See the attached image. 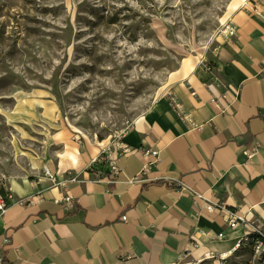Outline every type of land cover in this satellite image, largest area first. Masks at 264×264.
I'll return each mask as SVG.
<instances>
[{"label": "crops", "instance_id": "crops-1", "mask_svg": "<svg viewBox=\"0 0 264 264\" xmlns=\"http://www.w3.org/2000/svg\"><path fill=\"white\" fill-rule=\"evenodd\" d=\"M236 35L220 42L212 73L197 61H182L167 93L137 117L119 141L131 149L96 165L102 178L79 174L53 186L42 159L29 171L0 181L14 198L35 197L28 206L11 204L0 216V259L8 264H200L234 251L240 237L264 222V0L230 18ZM211 75L229 84L226 99L210 90ZM238 91V94L236 93ZM193 93V94H192ZM216 96L227 113L210 99ZM189 112L201 129H191L176 108ZM113 145V144H112ZM112 145L108 149H112ZM251 146V159L244 150ZM145 150L157 151L153 160ZM110 158L114 154L109 151ZM82 160V158H81ZM80 160V161H81ZM52 170V171H51ZM178 187V188H177ZM191 193L201 195L193 198ZM63 194L73 208L55 203ZM207 204H220L209 212ZM227 212L243 218L225 225ZM125 217V221L122 217ZM224 237L219 238L218 234Z\"/></svg>", "mask_w": 264, "mask_h": 264}, {"label": "rangeland", "instance_id": "rangeland-1", "mask_svg": "<svg viewBox=\"0 0 264 264\" xmlns=\"http://www.w3.org/2000/svg\"><path fill=\"white\" fill-rule=\"evenodd\" d=\"M254 1L0 0V181L35 158L55 165L61 130L82 155L62 180L91 173L182 61L211 64L224 23ZM83 136L102 143L96 157ZM262 242L200 264H264Z\"/></svg>", "mask_w": 264, "mask_h": 264}, {"label": "built area", "instance_id": "built-area-1", "mask_svg": "<svg viewBox=\"0 0 264 264\" xmlns=\"http://www.w3.org/2000/svg\"><path fill=\"white\" fill-rule=\"evenodd\" d=\"M222 33L224 36L223 38L225 39L227 38L230 39L236 35V29L232 25L230 20L224 23ZM200 63L208 73L210 74L212 73V67L210 63H208L205 60H202ZM207 87L210 90H221L222 91L221 97L223 99H226L227 92L230 86L229 84H227V82L223 78H219L214 75H211V82L207 85ZM236 93L238 94L237 90H236ZM210 102L215 104V106L219 109V113L221 114L227 113L228 105L226 106L221 105L219 103V99L216 96L211 98ZM172 103L174 104L179 117L185 123H187L191 129H201L202 125L196 124L189 112L183 110L181 105L177 106L175 101H172ZM109 151H111V153L114 154L113 158H110ZM129 152H131V149L128 148L127 146L122 145V143L119 141V138H118L113 143L111 150L110 149L103 150L101 154H99V156L93 160V163L95 165L92 166L90 170L91 174L93 175V178L95 180H100L102 178V174L100 173V171L95 168L97 164L103 165V164L109 163V167H110L109 175L111 178L110 179L108 178L107 180L108 181L113 180L116 174L120 171L119 167L117 166L116 159L122 155L128 154ZM144 153L150 154V156L153 157V160L150 161L146 167L156 162L157 157H158L157 151L152 150L149 152V150H145ZM254 153H255V148H252L251 146L247 147L243 152V154L248 159H251ZM42 171H43L44 177L47 180H49V182L53 186L59 185L60 181L56 179L58 175L57 172L53 174L46 168H43ZM39 195L40 194H37L35 197H30V198H25V199H16L13 197V195L8 190L4 189L3 192L0 191V216H2L5 213V211L11 204H16L19 206H28L30 204L35 203V200L39 197ZM191 196L193 198H201V195L196 194V193H191ZM55 203L65 206L69 209L73 208V198L68 194H63L60 198L55 200ZM206 209L209 212H221L224 210V207L220 204H207ZM122 220L125 221L124 216L122 217ZM240 223H244L243 218L237 216L235 213L227 212L226 217H225V225L229 228V230L236 229ZM250 235H255V238L252 239L253 241L251 244L249 243ZM218 237L223 238L224 234L219 233ZM260 238L264 239L263 234L259 231L258 228H254L251 231L245 233L242 237H240L238 243L236 244V248L241 243L250 244L256 248H259L263 244ZM0 263H1V259H0Z\"/></svg>", "mask_w": 264, "mask_h": 264}, {"label": "bare ground", "instance_id": "bare-ground-1", "mask_svg": "<svg viewBox=\"0 0 264 264\" xmlns=\"http://www.w3.org/2000/svg\"><path fill=\"white\" fill-rule=\"evenodd\" d=\"M77 131V130H76ZM76 133H79L78 131ZM87 143L90 145V156L91 158L96 157L98 154L102 143H97V145H93L90 141L83 136ZM53 141L56 145H62L63 150L56 156V172L58 175L65 174L68 171L74 170L79 166L81 160V153L79 152L78 148L75 145L70 144L67 133L63 130L57 131L52 136ZM236 250V247L234 248ZM233 251L229 252V255ZM225 257L228 256L227 254L224 255Z\"/></svg>", "mask_w": 264, "mask_h": 264}, {"label": "trees", "instance_id": "trees-1", "mask_svg": "<svg viewBox=\"0 0 264 264\" xmlns=\"http://www.w3.org/2000/svg\"><path fill=\"white\" fill-rule=\"evenodd\" d=\"M178 188V187H177ZM1 192H3L2 189H0ZM255 238V235H250V240H249V243L251 244L252 243V239ZM261 239V238H260ZM262 241V239H261ZM0 264H8L4 259L1 260V263Z\"/></svg>", "mask_w": 264, "mask_h": 264}]
</instances>
